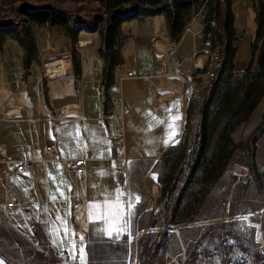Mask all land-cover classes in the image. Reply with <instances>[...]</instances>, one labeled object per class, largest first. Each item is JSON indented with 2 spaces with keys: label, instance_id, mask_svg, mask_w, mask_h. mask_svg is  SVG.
Returning a JSON list of instances; mask_svg holds the SVG:
<instances>
[{
  "label": "rangeland",
  "instance_id": "374dc122",
  "mask_svg": "<svg viewBox=\"0 0 264 264\" xmlns=\"http://www.w3.org/2000/svg\"><path fill=\"white\" fill-rule=\"evenodd\" d=\"M55 1V8L47 9L43 6L47 0H0V10L17 23L0 27V134L5 143L0 155L7 159L17 158L19 148L13 143L27 148L48 142L57 145L62 104L83 98L92 106L97 95L110 101L105 84L111 81L114 64L134 66L135 51L141 52L140 59L149 60L150 51L177 45L157 36L160 41L154 47V36L142 31L185 25L183 36L189 35L193 47L205 48L202 51L209 54L204 42L215 33L220 42L216 28L220 14H227L223 0ZM95 9L101 12L94 15ZM155 14L163 20L153 18ZM80 41L87 43L81 46ZM222 52L213 66L209 58L199 61L205 70L198 80L189 69L188 87L194 82L191 99L181 110L185 138L180 147L167 151L159 164L136 169L135 184L141 185L142 192L133 200L134 210L146 211L131 216L123 232L97 241L89 236L86 264H264V144L256 142L263 134L264 111L251 113L258 102L259 109H264V80L240 81L233 64L220 59ZM65 56L69 59L65 77L42 78L44 63ZM198 57L193 64H201ZM163 62L165 72L167 59ZM134 68L151 74L144 67ZM129 80L118 83L117 89L123 94L120 118L125 136L129 130L139 131L141 125L131 109L142 111L136 106L140 86L135 79ZM210 80V97L198 101ZM75 83L80 93L74 91ZM12 104L46 117L43 124L49 132L27 128L39 126L38 121H9L10 116L2 112ZM41 155L39 151L36 157ZM126 175L125 169L118 183L124 184ZM3 206L9 205L0 201V264H51L49 253L28 232L31 220L18 217L16 209L6 219ZM73 248L75 261L57 248L58 264H79L82 247L72 244Z\"/></svg>",
  "mask_w": 264,
  "mask_h": 264
},
{
  "label": "crops",
  "instance_id": "0c3cea01",
  "mask_svg": "<svg viewBox=\"0 0 264 264\" xmlns=\"http://www.w3.org/2000/svg\"><path fill=\"white\" fill-rule=\"evenodd\" d=\"M223 1L227 14H220L216 28L220 31L219 43L223 51L220 59L233 64L240 81L264 80V0ZM153 18L163 20L160 14H155ZM185 28V25L174 29L161 25L159 28L154 26L152 32L142 31V34L154 37L164 36L177 45L170 44V48L161 52L150 51L149 60L140 59L141 52L135 51L134 66H124L120 62L114 64L111 81L105 84L110 101L97 95L91 101L92 106L82 98L59 107L61 113L57 118L62 123L58 126L60 134L55 154L58 160H39L24 173H18L12 166L7 168L5 176L0 174V201L8 203L11 199H18L26 203L25 208L9 203V207L3 206L4 218L7 219L16 209L18 217L30 219L28 232L39 248L44 246L53 253H57L58 248L70 255L72 244H75L84 248L87 254L89 248L86 247L92 241L89 236L97 241L102 236H109V229H112L111 235L123 232L131 216L143 215L146 211L144 208L139 212L134 210L133 200L142 192L141 185L135 184L136 169L159 164L168 156L167 151L174 152L180 147L185 138L182 136L181 110L190 101L192 93L188 87L192 77L187 70L192 69L195 55L199 56L200 52H204L202 50H206L191 45L190 36H183ZM165 59L168 65L162 72L161 65ZM137 66L147 69L153 79H135L140 86L136 106H140L142 111L137 113L136 108L131 109L141 125L139 131L129 130L124 146L119 147L112 140L114 130L123 127L120 115L124 102L123 94L117 90L118 83L132 81L123 77L126 70ZM101 75L97 79L100 88L104 85ZM74 88L80 93L79 84L75 83ZM96 88L99 89V85ZM62 92L65 95L67 88ZM261 96L264 97V92ZM258 104L251 113H263L264 109L260 110ZM8 111H13V114L8 115ZM2 113L10 116L9 121L15 123L41 122L39 126L28 125L27 128L30 131L34 128L35 132L42 134L49 132L48 125L45 128L43 124L47 118L38 112L29 113L26 107L7 105ZM256 142L264 144V129ZM21 144H12L19 148L15 152L17 158L13 160L37 158L36 155L39 151L43 152L47 143L40 144L38 148L34 145L27 148ZM3 146L4 138L0 134V154ZM39 158H43L42 155ZM72 158L84 160L83 174L67 175L66 164ZM118 158H123L126 169L124 184L118 183L116 177L108 172L117 164Z\"/></svg>",
  "mask_w": 264,
  "mask_h": 264
},
{
  "label": "built area",
  "instance_id": "2783aa9c",
  "mask_svg": "<svg viewBox=\"0 0 264 264\" xmlns=\"http://www.w3.org/2000/svg\"><path fill=\"white\" fill-rule=\"evenodd\" d=\"M212 26L214 25V22L210 23ZM188 29V28H187ZM158 41H160V38H158L157 36L151 38V42L152 45L155 47V45L158 43ZM204 45L207 46L209 48V54H202V52H200L199 54H201V56L199 55L198 57V61H201L202 59H207L209 58L210 61V66H213L216 63V60L218 58V54L220 52L221 46H219V40L217 39L216 36H211L210 34L208 35V37L206 38ZM65 59V60H64ZM64 60L68 62V57L65 56L62 59H57V60H50V62L44 63L43 64V72H42V78H44L45 80L48 79H53V78H63L66 76L67 74V70H68V64L66 65V68L63 70V72H59L61 74L59 75H53V71L51 72V68L49 67V65H51V63H58L59 61ZM164 63V62H163ZM201 63V62H199ZM166 63H164L165 65ZM55 67H57V69H60L62 66L60 64H56ZM205 70V64L201 63H194L193 67H192V71H193V79L194 80H198L201 75L202 72H204ZM188 72L190 70H187ZM51 72V73H50ZM53 75V76H52ZM152 75L149 74L146 70L143 69H128L126 70V73L124 75V79L128 78V79H145V80H151L152 79ZM193 81H191L189 83V88L192 89L193 88ZM112 140H113V144L115 146H119L122 147L125 144V131L123 127H119L116 128L113 132L112 135ZM56 154V144L55 142H51L45 145L43 152H42V157L43 158H31V159H24V160H13V159H7L4 156L0 155V174H2L3 176H5V171L7 166L11 163L13 165H15V170L18 173H24L26 171H28L32 164L35 162H38L39 160H45V161H53L54 160H58L57 157H55ZM118 162L117 164L114 166V168H109L108 172L112 175H114V177H116V180L118 182H122L123 181V177H124V165L122 163L123 158H118ZM83 165H84V160L81 158H72L69 159V161H67L66 164V170L67 171V175L68 176H76V175H81L84 173L83 171ZM9 205H17L21 208H25L26 207V203L23 200H18V199H11L9 202ZM74 204H77V201H73ZM59 254L63 255V251H58Z\"/></svg>",
  "mask_w": 264,
  "mask_h": 264
},
{
  "label": "trees",
  "instance_id": "16d2710c",
  "mask_svg": "<svg viewBox=\"0 0 264 264\" xmlns=\"http://www.w3.org/2000/svg\"><path fill=\"white\" fill-rule=\"evenodd\" d=\"M48 2L46 3V5H43L45 8L49 9V8H55V5L57 4V2L55 0H47ZM94 15H98V13L101 12V10L99 9H95ZM10 25H17V23L14 20V17L11 16V14H8L4 11L0 10V27H4V26H10ZM212 85L213 82L212 80H210L208 82V84L206 85V87H204L201 91V94L198 97V101L199 100H204V99H208L210 97L211 94V90H212ZM203 97V98H202ZM202 102V101H201ZM197 105V102H195V106ZM169 223V222H168ZM49 254V259H50V263L51 264H58V260L56 258V256H54V253L52 250L42 246ZM60 264V263H59Z\"/></svg>",
  "mask_w": 264,
  "mask_h": 264
},
{
  "label": "bare ground",
  "instance_id": "6f19581e",
  "mask_svg": "<svg viewBox=\"0 0 264 264\" xmlns=\"http://www.w3.org/2000/svg\"><path fill=\"white\" fill-rule=\"evenodd\" d=\"M86 44V42L85 41H80V45L81 46H83V45H85ZM56 64H60L62 67L60 68V69H57V67H55V65ZM68 63H67V61H64V60H61V61H59L58 63H51V65H49V67L51 68V72L53 71V75H59V74H61L62 72H63V70L66 68V65H67ZM70 67V66H69ZM50 72V73H51ZM59 72H61V73H59ZM52 75V76H53ZM8 113V115H12L13 114V111H8L7 112Z\"/></svg>",
  "mask_w": 264,
  "mask_h": 264
},
{
  "label": "snow or ice",
  "instance_id": "6c2138e0",
  "mask_svg": "<svg viewBox=\"0 0 264 264\" xmlns=\"http://www.w3.org/2000/svg\"><path fill=\"white\" fill-rule=\"evenodd\" d=\"M130 207V205H129ZM116 231H122L121 229H116ZM111 233H112V229H109V236H111ZM79 255H80V261H79V264H86V253L84 251L83 248H81L79 250ZM69 259L72 260V261H75L76 260V250L75 248H73L72 252L70 253L69 255Z\"/></svg>",
  "mask_w": 264,
  "mask_h": 264
}]
</instances>
